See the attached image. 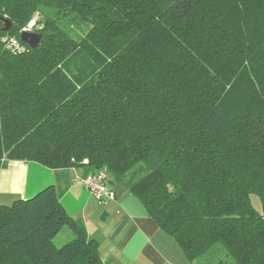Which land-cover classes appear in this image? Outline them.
<instances>
[{
	"label": "trees",
	"instance_id": "1",
	"mask_svg": "<svg viewBox=\"0 0 264 264\" xmlns=\"http://www.w3.org/2000/svg\"><path fill=\"white\" fill-rule=\"evenodd\" d=\"M37 14L42 44L10 49ZM0 17V173L107 168L190 264H264V108L227 102L256 73L264 101V0H0ZM0 264L104 262L52 185L0 205Z\"/></svg>",
	"mask_w": 264,
	"mask_h": 264
},
{
	"label": "crops",
	"instance_id": "2",
	"mask_svg": "<svg viewBox=\"0 0 264 264\" xmlns=\"http://www.w3.org/2000/svg\"><path fill=\"white\" fill-rule=\"evenodd\" d=\"M94 172L87 165L53 170L36 162L8 161L0 173V205L32 198L54 185L68 214L97 242L104 264H190L176 240L160 229L128 187L111 182L115 199L99 202L75 183L76 176ZM60 234L64 243L72 238L68 230Z\"/></svg>",
	"mask_w": 264,
	"mask_h": 264
},
{
	"label": "rangeland",
	"instance_id": "3",
	"mask_svg": "<svg viewBox=\"0 0 264 264\" xmlns=\"http://www.w3.org/2000/svg\"><path fill=\"white\" fill-rule=\"evenodd\" d=\"M38 17V14L35 16V18ZM90 28V23L88 22H78L74 28V32L73 35L75 37H80L79 35H82V33H85L86 30H88ZM258 72V71H257ZM256 76H259V73H256ZM255 75H253V80L250 81L249 79V83L248 81H246L244 83V78L242 79V81H240L236 87L235 90H233L232 93H230L227 102L228 104H230L231 106H233L234 111L238 114H242L243 112H245L246 110H255L256 108L259 107H263L264 108V101L263 100H259L257 97H254L251 95V92H248L250 89V87H256L257 86V77ZM249 86V87H248ZM135 171L137 170L139 172V167L134 169ZM111 176V175H110ZM112 180V178H111ZM112 182V181H111ZM252 203L254 205V207L259 211L262 212V203L259 197L257 196H253L252 197ZM68 230L69 229H65ZM63 236L64 235H59V237H57L56 241L59 245H63Z\"/></svg>",
	"mask_w": 264,
	"mask_h": 264
},
{
	"label": "built area",
	"instance_id": "4",
	"mask_svg": "<svg viewBox=\"0 0 264 264\" xmlns=\"http://www.w3.org/2000/svg\"><path fill=\"white\" fill-rule=\"evenodd\" d=\"M36 27L37 18H34L21 30L20 36L23 32L35 31ZM6 41L8 42V47L12 50L21 51L24 47V44L16 37H7ZM75 183L84 186L99 202H107L115 199V192L110 187L111 176L107 168L101 169L85 177L76 176Z\"/></svg>",
	"mask_w": 264,
	"mask_h": 264
},
{
	"label": "water",
	"instance_id": "5",
	"mask_svg": "<svg viewBox=\"0 0 264 264\" xmlns=\"http://www.w3.org/2000/svg\"><path fill=\"white\" fill-rule=\"evenodd\" d=\"M13 29V23L10 19L0 17V32H10ZM21 42L31 49L38 48L43 42V35L40 32H23L20 36Z\"/></svg>",
	"mask_w": 264,
	"mask_h": 264
}]
</instances>
